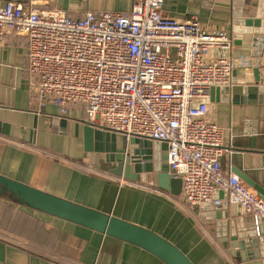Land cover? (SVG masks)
<instances>
[{"label":"crops","instance_id":"crops-1","mask_svg":"<svg viewBox=\"0 0 264 264\" xmlns=\"http://www.w3.org/2000/svg\"><path fill=\"white\" fill-rule=\"evenodd\" d=\"M257 1L250 0L252 10L244 17L255 15ZM9 2L30 10H61L71 19H82L90 11L129 13L135 0H0V6ZM233 11L232 0H164L163 5L165 17H195L205 30L228 31L235 41ZM28 52L26 36L0 37V175L150 229L174 243L194 264L241 263L219 242L225 222L239 230L238 217L233 218L228 210L221 220L204 223L201 208L193 209L206 226L204 232L195 230L192 214L176 203V198L183 201L182 194L173 197L158 187L152 156L151 170L137 181L153 183L154 190L113 174L117 163L107 160L110 143L94 140L87 149L85 128L91 123L83 107L71 106L63 117L57 106L46 103L41 107L33 99ZM232 56L255 57V63L234 71L235 83L229 92L219 90L210 97L208 119L225 131L223 172L238 176L262 196L258 189L264 191V95L260 93L264 33L255 29L244 34ZM110 134L116 137L117 150L122 149L117 147L118 136L130 143L120 134ZM167 153L168 149L161 152L162 165H167ZM217 198H223L221 192ZM225 235L230 240L233 234ZM0 244L4 264H165L137 246L2 197Z\"/></svg>","mask_w":264,"mask_h":264},{"label":"built area","instance_id":"built-area-1","mask_svg":"<svg viewBox=\"0 0 264 264\" xmlns=\"http://www.w3.org/2000/svg\"><path fill=\"white\" fill-rule=\"evenodd\" d=\"M163 5L135 0L129 13L71 19L9 2L0 6V37L28 38L29 86L41 107L53 104L64 117L81 106L94 128L167 143L184 204L225 200L264 219V197L223 172L225 131L208 119L211 90L232 87L234 71L255 57L234 58L231 33L207 31L195 17L167 18Z\"/></svg>","mask_w":264,"mask_h":264},{"label":"water","instance_id":"water-1","mask_svg":"<svg viewBox=\"0 0 264 264\" xmlns=\"http://www.w3.org/2000/svg\"><path fill=\"white\" fill-rule=\"evenodd\" d=\"M232 3L234 6L233 25L236 33L234 47L239 48L244 34H251L255 29L264 33V0L257 1L255 15L250 17H244L245 13L252 10L253 5L250 0H232ZM219 90L229 92V88H214L211 90V97ZM260 93L264 95V88L260 89ZM94 140L110 143L111 148L107 151V160L117 163L112 170L113 174L130 181L140 180L143 173L151 170L148 163L153 157L152 171L157 173L158 187L173 197L181 196L182 180L171 175L168 166L162 165L160 160L161 152L168 149L167 143L134 138L130 140V143L124 142L123 148L117 150L114 135L94 130L88 125L85 128L87 149L91 148ZM258 192L264 196V191L258 189ZM0 197L137 246L165 264H194L174 243L150 229L73 203L2 175H0ZM228 210L233 218L238 217L237 229L239 230H236V227L231 229V223L225 222L222 224L224 232L226 234L231 232L233 235L228 240L224 233V237L219 238V242L228 249L233 258L241 262L240 264H264V219L247 213L241 205L229 204L223 200L221 204L211 202L202 205V220H221L223 211ZM249 224L252 226L248 227ZM210 228L214 234L217 233L215 232L216 225L212 224ZM0 264H4L2 244H0Z\"/></svg>","mask_w":264,"mask_h":264},{"label":"rangeland","instance_id":"rangeland-1","mask_svg":"<svg viewBox=\"0 0 264 264\" xmlns=\"http://www.w3.org/2000/svg\"><path fill=\"white\" fill-rule=\"evenodd\" d=\"M123 146H124L123 139H122V137L118 136L117 137V147H118V149L119 148H123ZM138 182L139 181H137L136 185H141L142 187L144 186L146 188L153 189V190L157 188L156 186H153V183H152V185H150V183H148L147 181H145V183H138ZM175 200L177 201L176 202L177 205H179L180 207H182L183 209L186 210V213H188V214L191 213L192 214V217L194 218V221L197 223L196 224V227H195V230H199V231H202L203 230V232H204V230H206V226L202 223V221L200 219V216L197 213V210L190 209L179 198H176Z\"/></svg>","mask_w":264,"mask_h":264}]
</instances>
